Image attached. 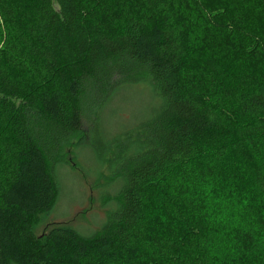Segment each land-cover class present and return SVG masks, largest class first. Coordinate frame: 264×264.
<instances>
[{"label": "trees", "instance_id": "16d2710c", "mask_svg": "<svg viewBox=\"0 0 264 264\" xmlns=\"http://www.w3.org/2000/svg\"><path fill=\"white\" fill-rule=\"evenodd\" d=\"M263 19L264 0H0V264H264ZM140 87L155 105L102 145L119 186L102 228L38 235L84 118ZM198 182L231 183L257 240L189 221ZM157 192L171 229L150 223Z\"/></svg>", "mask_w": 264, "mask_h": 264}, {"label": "rangeland", "instance_id": "374dc122", "mask_svg": "<svg viewBox=\"0 0 264 264\" xmlns=\"http://www.w3.org/2000/svg\"><path fill=\"white\" fill-rule=\"evenodd\" d=\"M257 11L260 12V8ZM222 12L225 14L227 8L217 14ZM230 14L228 11L227 15ZM260 22L262 27L264 19ZM198 34L202 36L204 33L198 31ZM124 90L118 93L120 97L105 102L99 120L93 122L88 116L84 118L83 131L88 137L83 139L82 145L64 149V163L54 169L59 197L53 210L36 219L35 230L38 235L64 223L72 225L84 235H91L99 231L106 222L108 211L105 198L116 192L119 186L111 180V169L107 161L111 156L110 149H104L102 145H106L115 135L134 127L145 118L148 109L155 105L149 90L141 87L137 91ZM125 92L133 96L127 97ZM193 188L190 200H199L195 202L201 213L193 211L195 205H183L189 221L200 219V225L208 226L212 235L225 237L226 247L238 243L236 236L240 232H255L253 239L257 240L259 227L253 222L252 206L247 201L241 203V194L234 192L231 183L198 182ZM162 196V192H157L151 203L150 223L158 230L174 227L163 213ZM253 210L255 212V207ZM224 255L219 254L218 257L223 258ZM228 256L229 254L223 261Z\"/></svg>", "mask_w": 264, "mask_h": 264}]
</instances>
